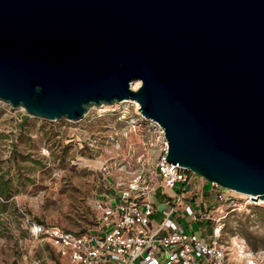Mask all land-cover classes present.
Masks as SVG:
<instances>
[{"label": "water", "instance_id": "water-1", "mask_svg": "<svg viewBox=\"0 0 264 264\" xmlns=\"http://www.w3.org/2000/svg\"><path fill=\"white\" fill-rule=\"evenodd\" d=\"M126 99L169 162L264 200V0H0V100L75 120Z\"/></svg>", "mask_w": 264, "mask_h": 264}, {"label": "rangeland", "instance_id": "rangeland-1", "mask_svg": "<svg viewBox=\"0 0 264 264\" xmlns=\"http://www.w3.org/2000/svg\"><path fill=\"white\" fill-rule=\"evenodd\" d=\"M138 108L136 100L126 99L89 106L79 119H49L0 100V185L7 184L0 193V264H27L33 258L39 264H70L30 232L28 221L93 230L99 223L96 199L127 189L135 175L159 184L150 226L164 216L158 202L168 198L172 204L175 197L167 195L182 193L205 202L206 218L191 226L201 223L206 240L214 225L220 227L225 264H264V200L212 186L190 170L188 191L162 187L155 164L166 139L161 126ZM187 223L184 218L190 230Z\"/></svg>", "mask_w": 264, "mask_h": 264}, {"label": "built area", "instance_id": "built-area-1", "mask_svg": "<svg viewBox=\"0 0 264 264\" xmlns=\"http://www.w3.org/2000/svg\"><path fill=\"white\" fill-rule=\"evenodd\" d=\"M166 150L167 142L155 164V174L162 187L178 191L187 184L184 190L188 191L190 171L165 159ZM128 184L127 189L118 188L96 199L99 223L93 230L77 232L33 220L28 221L29 230L47 240L70 264H225L220 227L214 225L206 240L196 231L182 228L174 218L176 209L172 206L162 208L163 218L150 226L159 184L140 175ZM173 196L184 203L183 210L190 220L206 218L202 200L192 202L176 192ZM27 264H39V260L33 258Z\"/></svg>", "mask_w": 264, "mask_h": 264}, {"label": "crops", "instance_id": "crops-1", "mask_svg": "<svg viewBox=\"0 0 264 264\" xmlns=\"http://www.w3.org/2000/svg\"><path fill=\"white\" fill-rule=\"evenodd\" d=\"M209 182V181H208ZM187 185V184H186ZM186 185H185V187H186ZM204 185V184H203ZM157 191V190H156ZM154 196H155V200H156V192H155V194H154ZM167 197H175V196H172L170 193H169V195H167ZM168 198H164L163 200H161L160 202H158V205H157V207L158 208H160V209H162V208H165V207H175V212H174V218H176V220L178 221V223H179V225L182 227V228H184V229H186V225H184L183 224V222H184V218L186 219V221L188 222L187 224L189 225V229L190 230H193V231H196L197 233H199V234H201V235H203L202 234V231H203V227L201 226V223H199V222H197V229H193V227L191 226V223H192V221H194V220H190V218H189V216L185 213V211L183 210V207H184V204H183V202L182 201H177L176 200V197H175V200L173 201V203L172 204H169V202H168ZM185 200V199H184ZM193 201H197V199H194ZM192 201V202H193ZM202 202H203V204L205 205V202L202 200ZM156 203H157V201H156ZM156 210V209H155ZM155 210L153 211V213L155 212ZM152 213V214H153ZM151 214V215H152Z\"/></svg>", "mask_w": 264, "mask_h": 264}, {"label": "trees", "instance_id": "trees-1", "mask_svg": "<svg viewBox=\"0 0 264 264\" xmlns=\"http://www.w3.org/2000/svg\"><path fill=\"white\" fill-rule=\"evenodd\" d=\"M6 189H7V184L5 185V183H3V184L0 185V193L4 194Z\"/></svg>", "mask_w": 264, "mask_h": 264}, {"label": "bare ground", "instance_id": "bare-ground-1", "mask_svg": "<svg viewBox=\"0 0 264 264\" xmlns=\"http://www.w3.org/2000/svg\"><path fill=\"white\" fill-rule=\"evenodd\" d=\"M138 81L134 82V84H132V87H136L138 85L137 83ZM263 201V200H262Z\"/></svg>", "mask_w": 264, "mask_h": 264}]
</instances>
